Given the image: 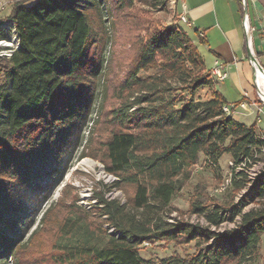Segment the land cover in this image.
I'll use <instances>...</instances> for the list:
<instances>
[{
	"label": "trees",
	"instance_id": "trees-1",
	"mask_svg": "<svg viewBox=\"0 0 264 264\" xmlns=\"http://www.w3.org/2000/svg\"><path fill=\"white\" fill-rule=\"evenodd\" d=\"M113 1L116 8L124 9L136 0ZM139 1L162 9L169 0ZM106 3L18 0L10 10L8 18L20 34V45L6 58L7 77L0 86V223L5 192L24 178V160L53 146L63 131L81 130L87 121L99 81L107 76L104 58L110 32L102 18ZM199 42H204L203 37ZM152 68V74L139 76L141 70ZM203 86H209L210 96L195 95ZM107 91L104 81V98ZM114 94L119 102L107 114L112 129L88 154L99 157L106 172L116 178L111 183L97 181L89 208L79 205L78 193L65 185L59 206L67 212L55 218L52 262L259 264L264 165L256 176L252 169L264 164V135L258 133L255 122L236 120L226 111L229 101L213 87L199 44L180 27L154 30L140 44ZM92 125L87 142L95 135L96 125ZM225 153L233 161L232 187L248 188L256 205L244 210L234 204L233 225L228 226L222 202L208 203L204 193L192 199L190 208L201 221L173 218L172 199L190 177L191 167L203 155L216 169ZM112 188L125 191V201L108 195ZM249 202L244 198L242 204ZM54 208L44 211L39 224L48 221ZM155 239L194 242L196 249L184 255L143 257L140 245ZM27 240L9 237L0 229V264H7L8 258L21 264Z\"/></svg>",
	"mask_w": 264,
	"mask_h": 264
},
{
	"label": "rangeland",
	"instance_id": "rangeland-1",
	"mask_svg": "<svg viewBox=\"0 0 264 264\" xmlns=\"http://www.w3.org/2000/svg\"><path fill=\"white\" fill-rule=\"evenodd\" d=\"M16 1L18 0H0V18L4 21L0 23V86L7 77L4 71L7 64L6 58L10 57L20 45V34L13 20L8 18ZM106 2L107 6L104 8L102 18L105 19L110 32V40L105 48L104 58L105 64H107L105 66L107 76L106 80L101 78L99 81L87 121L81 130L76 127L65 130L53 146L27 157L24 160V178L6 191L4 195L2 202L4 218L0 223V229L8 232L9 237H21L24 241L41 222L40 218L44 211L51 205L55 207L48 221L39 224L34 238L30 242L27 240L28 246L24 247L21 252V264H55L51 260L53 242L57 235L55 218L58 219L67 212L65 208L59 206V199L64 195L65 185H70L71 190L78 193L77 203L79 205L89 208L97 181L111 183L116 178L115 175L106 172L104 163L99 157L88 154V152L96 151L99 147L98 140L106 139L112 129V122L107 114L119 102L114 94V87L127 75L140 44L154 30H163L169 27L183 28L189 33L192 40L199 44V40L196 41L193 38L194 30L188 24L189 21L183 18L186 16L181 11L178 0H169L162 9L152 7L139 0H136L133 6H126L124 9H119L118 6L116 8L113 0H106ZM92 16L94 24L97 23L96 14L92 13ZM12 37L18 38L19 43L7 46L2 44L4 40H9ZM154 71V68L148 71L141 70L139 76H148ZM211 76L214 79V75L211 74ZM104 81L108 88V96L105 98L101 92ZM217 88H219L218 85ZM242 88L244 90V87ZM209 92L210 90L203 86L196 91L195 95L208 97L210 96ZM185 96L190 95L186 92ZM92 124L96 125L95 135L87 142ZM85 144L87 155L83 156ZM231 161L230 154L225 153L221 156L220 164L215 169L201 155L199 161L191 167L190 177L172 199L171 204L175 208L172 211L173 218H184L190 222L199 221V216L190 209L191 202L193 198L204 193L205 201L208 203L222 202L228 212V219L225 222V225L228 226L233 225L230 214L234 204L241 205L244 210L254 207L256 203L251 201L247 192L249 189H235L231 185V180H227L230 177L232 179L233 163H230ZM263 165L262 163L255 166L252 169V175L256 176ZM127 190L130 193L133 191L131 186H127ZM107 193L122 201H125L127 196L126 192L119 188H112ZM250 193L252 194V190ZM70 195H67L68 199L71 198ZM244 198L250 201L245 206L242 204ZM201 219L203 220V218ZM174 220L176 221V219ZM106 226L110 231L113 230L112 226ZM195 249L194 242L182 244L167 239L145 241L140 245V253L145 258H161L177 253L184 255L186 252H194ZM7 264H13V260L8 258Z\"/></svg>",
	"mask_w": 264,
	"mask_h": 264
},
{
	"label": "crops",
	"instance_id": "crops-1",
	"mask_svg": "<svg viewBox=\"0 0 264 264\" xmlns=\"http://www.w3.org/2000/svg\"><path fill=\"white\" fill-rule=\"evenodd\" d=\"M178 4L194 30V40L199 36L204 39L199 48L207 68L211 69L216 60L226 64L227 77L214 76L213 87L226 96L231 115L247 124L255 122L258 133L264 135V101L259 99L255 85L241 0H178ZM247 6L250 22L256 26L253 48L264 68V0H247ZM258 263L264 264V231Z\"/></svg>",
	"mask_w": 264,
	"mask_h": 264
},
{
	"label": "built area",
	"instance_id": "built-area-1",
	"mask_svg": "<svg viewBox=\"0 0 264 264\" xmlns=\"http://www.w3.org/2000/svg\"><path fill=\"white\" fill-rule=\"evenodd\" d=\"M243 6H245L247 0H241ZM184 20H187L186 17H184ZM243 26H244V29H245V34H246V38H247V45H248V48L250 50V52L254 55V59H250L253 67L255 68V64L256 63H259L260 64V61H259V56L257 55V53L255 52L254 48H253V32L254 30L256 29V26L252 25L251 22H250V16L249 14H246V12L244 13V16H243ZM211 74L216 76L218 79H225L228 75V71L226 70V64L222 61H219V60H216L214 65L211 67ZM259 95V98L261 100L263 95L261 94H258ZM264 101V100H263ZM226 111L230 112V106L229 105H226ZM260 117H258L259 119ZM230 163H233V161H231ZM227 180H231V177L230 178H227Z\"/></svg>",
	"mask_w": 264,
	"mask_h": 264
},
{
	"label": "bare ground",
	"instance_id": "bare-ground-1",
	"mask_svg": "<svg viewBox=\"0 0 264 264\" xmlns=\"http://www.w3.org/2000/svg\"><path fill=\"white\" fill-rule=\"evenodd\" d=\"M13 43H16V44L19 43V39L16 37H12L9 40H4L2 42V44L6 46L13 45ZM255 69H256L257 81L260 87L264 89V70L260 67L259 63L255 64ZM225 109H226V106H225Z\"/></svg>",
	"mask_w": 264,
	"mask_h": 264
},
{
	"label": "water",
	"instance_id": "water-1",
	"mask_svg": "<svg viewBox=\"0 0 264 264\" xmlns=\"http://www.w3.org/2000/svg\"><path fill=\"white\" fill-rule=\"evenodd\" d=\"M244 7H245L246 14H249L248 13L247 2H246ZM249 53H250L249 54L250 59H252V58L254 59V55L250 52V50H249ZM260 67L264 70V68H263V66L261 64H260ZM254 75H255V85H256V88H257V93L263 95L262 99L264 100V89L260 87V85H259V83L257 81V75H256L255 68H254Z\"/></svg>",
	"mask_w": 264,
	"mask_h": 264
}]
</instances>
